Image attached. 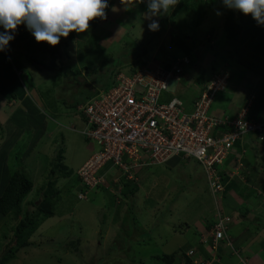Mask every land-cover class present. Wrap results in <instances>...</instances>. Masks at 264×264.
Listing matches in <instances>:
<instances>
[{
	"label": "rangeland",
	"instance_id": "obj_1",
	"mask_svg": "<svg viewBox=\"0 0 264 264\" xmlns=\"http://www.w3.org/2000/svg\"><path fill=\"white\" fill-rule=\"evenodd\" d=\"M113 1L106 0L108 8ZM137 2L139 0H134L131 5ZM138 4L140 5L135 9L136 14L130 18L134 23H115L117 28L109 36H103L106 29L100 28L101 32H92L94 22L91 21L88 31L81 34L71 32L67 38L61 37L57 46H51L47 42L38 43L27 29L28 34L23 40L15 44L9 43L11 47L22 43L25 54L13 52L9 44L6 47L12 62L16 61L15 67L26 69V73L18 77L27 95L22 98L21 95L14 94L11 98V90H18V84L15 83L9 88L7 83H0V100L3 99L0 102V196L10 179L9 169L22 170L32 180L34 188L27 200L39 203L42 189L50 179L57 181L56 189L60 192L56 198L55 216L47 219L31 238L32 242L41 244L42 247L35 248L37 253L33 258L29 255L30 249L23 250L10 264H158L155 259L157 255L197 247L198 230L194 227V222L205 219L206 216L210 217V208L216 213L217 206L202 166L194 159L185 161L181 157H174L168 165H157L145 170L140 175V187L135 195L125 197L123 193L117 195L113 191L100 189L91 193L89 199L84 201V196L78 193L81 190L78 170L99 151V147L93 148L81 134L85 127L81 111L72 107L66 108L64 101L82 100L97 88L110 87L115 79L116 68H121L122 72L130 75L129 63L137 53L147 50L145 54H141V60L144 59L147 63L153 61L152 65L157 66L159 64L154 63L155 58L166 59L169 52H175L170 46L174 21L172 18L180 3L168 13L162 12L151 18L159 23L156 31L148 27L151 20L146 15L147 0ZM141 7L143 13L137 15ZM185 8L186 6L182 7L180 12L184 14ZM224 9V4L208 9L206 20L197 31L200 41V46L194 53L197 69L189 67L187 72L195 73L200 80L204 75L210 78L213 66H224L227 70H218L213 75H228L230 81L233 74L236 81L255 74L262 78L263 86L258 89H264V55L245 48L247 51H243L247 55L238 57L243 51L238 54L229 47L226 36L228 22ZM174 18L177 24L181 22L179 17ZM182 19L187 20L185 16ZM107 25H110L109 22L105 27ZM160 28L167 29L158 34ZM96 32L102 33L99 41ZM49 49L57 51V56L53 57L50 52L45 53ZM235 53L237 57L234 56ZM26 54L30 55L29 59ZM39 63L54 64L57 69L54 72L40 69L38 66L42 64ZM27 76H30V82L26 81ZM197 85L201 86L195 80H173L167 97L169 100L178 98L185 105L189 104L198 97L195 92H199L195 87ZM225 92L217 95L210 110L211 115H226L221 105L227 106L226 102L234 93L230 91L226 95ZM225 96L227 101L221 102L220 98ZM250 105L249 102L248 106L241 108L234 119H238L240 115L246 116ZM248 136L252 134L244 135L241 145L264 152V141L257 139L246 143L247 138H250ZM115 146L119 148L116 143L111 148ZM246 149L248 157L244 161L249 162V156H253L251 150ZM58 152L64 153L63 164L54 168L57 173L51 177L53 166L59 165L55 161ZM259 155L254 167L263 169L261 175L255 177L257 172H254L251 176L241 177L250 184L254 193L244 183L235 181L227 184L225 193L228 188H233L238 196L236 201L242 204V208L248 204L254 207L252 212L258 210L255 221L263 226L253 223L254 215L248 207L239 211L245 218L247 231H261L264 237V204L257 209L251 203L255 200L254 197L261 194L259 191H263L255 184L262 183L264 177V158ZM62 166L67 167L70 175L61 173ZM109 173L108 170L106 180L109 179ZM116 173L119 175L118 170ZM90 183L95 185L93 181ZM131 187L130 184H124L122 190ZM108 192L110 197L107 196ZM220 195L217 194L216 197ZM160 197L163 198L158 203L157 198ZM222 197L225 199V196ZM223 198L219 199L221 207ZM230 201L229 198L228 202ZM18 221L13 215L0 219V255L4 252V246L12 239V229ZM173 224L182 226L180 233L175 234ZM239 228L240 225L233 228L235 233ZM153 234L159 237L150 239ZM52 255L54 256L51 257ZM60 257L63 258L62 262L58 261Z\"/></svg>",
	"mask_w": 264,
	"mask_h": 264
},
{
	"label": "built area",
	"instance_id": "obj_2",
	"mask_svg": "<svg viewBox=\"0 0 264 264\" xmlns=\"http://www.w3.org/2000/svg\"><path fill=\"white\" fill-rule=\"evenodd\" d=\"M170 61V68L148 63L130 75L119 72L112 87L78 108L86 123L83 133L99 147L80 171L86 184L104 183L96 173L107 163L119 168L127 179H134L136 171L182 156L200 163L217 199L243 169L237 142L250 132L264 140V121L248 120L247 115L222 120L210 114L216 95L229 87L228 75L215 73L203 86H195L198 97L189 109L178 98L169 100L172 81H182L185 66L190 64L186 56ZM114 143L119 148H111ZM216 217L212 228L215 247L219 240H228L225 233L231 221L220 208Z\"/></svg>",
	"mask_w": 264,
	"mask_h": 264
},
{
	"label": "trees",
	"instance_id": "obj_3",
	"mask_svg": "<svg viewBox=\"0 0 264 264\" xmlns=\"http://www.w3.org/2000/svg\"><path fill=\"white\" fill-rule=\"evenodd\" d=\"M179 7L178 9L176 8V14L174 17H179L180 23L177 24V20L173 17L172 20V25H173V30L171 33V39H170V46L175 49L174 53L169 52L167 54V58L163 59L164 57L161 58V60H158L155 58L154 63L158 62V64L166 65L167 68H170L171 66V61L172 59H175L177 57H182L186 56L190 60V64L185 66V69L189 67H193L195 69V64L196 61L194 59V53L196 49L200 46V41H198L197 37V31L199 27L204 23L207 17L208 9L209 8H214L216 6H223V0H180L179 2ZM186 6L184 14L181 13V8ZM224 13L227 19L228 26L226 29V36H227V44L231 49H235V51L238 53L239 51H247L248 50H255L257 52H260L264 55V25H260L255 21L251 15H244L242 12H239L234 9H230L224 5ZM175 13V12H174ZM182 16H185L187 18L186 21L182 19ZM97 19V18H96ZM95 19V20H96ZM94 20V25L91 29L93 32L94 26L97 24L96 21ZM168 23L169 20H168ZM169 28V26H167ZM171 27V26H170ZM183 27V28H182ZM226 27V26H224ZM167 28H160L158 31L159 33H164ZM91 32V33H92ZM28 34L27 31L21 32V34L18 36L17 41H21L24 39V36ZM154 36L151 37L153 40ZM151 40V41H152ZM19 45L24 48V45L19 43ZM247 48V49H245ZM53 55V57H56L55 55L57 51H53L52 49H49L45 53H49ZM147 50H144L142 53L145 54ZM142 53H137L134 56V59L132 62H130L129 67H130V74H133L136 72L142 65H146V60H141V54ZM239 54V53H238ZM60 55V54H59ZM247 53H244V51L239 54L238 57H245ZM236 53H235V55ZM28 59L30 58V55L27 56ZM16 62V61H14ZM13 62V64H14ZM170 62V63H169ZM42 64V65H40ZM148 64V63H147ZM24 65V64H23ZM40 66H38L40 69H45L48 71H56L57 67L54 64H45V63H39ZM124 68V67H122ZM84 69V68H82ZM22 71L21 76L26 73V69H23L22 67L20 68ZM122 72L121 68H116V75ZM87 73H89V70L87 69ZM70 74L71 71H70ZM74 74V73H73ZM115 75V77H116ZM26 81H31L30 76H27ZM98 80V79H97ZM69 81V80H68ZM115 81V79H114ZM114 81L110 87L113 86ZM70 82V81H69ZM97 82V81H95ZM195 82L198 83L196 80ZM201 85V83L199 82ZM79 85V84H78ZM108 88L100 87L94 90L93 93L88 94V96L85 97V99L82 100H76L75 102H68L64 101V105L66 108H75L78 109L80 106L85 105L91 101L98 93L99 90H108ZM84 88V87H83ZM86 88V87H85ZM220 93V92H219ZM218 93V94H219ZM217 94V95H218ZM216 95V98H217ZM215 98V99H216ZM171 99V98H170ZM54 110L55 108L52 107ZM56 111V110H55ZM264 114V113H263ZM262 114L256 113L255 118H250L249 114L247 116L248 120L254 119L257 123L262 120L261 117ZM81 118L83 119V115L81 113ZM264 121V120H262ZM1 124H0V129H1ZM238 147V152H241L242 149L240 148V143L238 142L236 144ZM240 148V149H239ZM64 153L63 152H58L56 156L57 163L59 165H54L53 162V168L51 170V177L56 175L55 167L61 166L63 164V159H64ZM185 161H191L193 159H185L182 158ZM196 161V160H194ZM197 164H200L199 162L196 161ZM154 166L157 165H151L149 167L153 168ZM105 170H109V179L106 181V184L99 183L93 190H89L90 187L89 185L85 184L83 179L79 177L80 185L82 187V191H87L89 190L90 193H96L98 190H110L113 191L115 194H124L125 197H128V195H135L138 192L139 185L134 184L135 186H132L131 188H128V190H122V186L124 184H129L132 183L133 181H126L125 178H122L119 180L117 172V167H114L111 163L106 164ZM61 173L68 174L67 167L62 166ZM8 171V170H7ZM10 171V179L8 181V184L6 185L5 189L3 190L1 196H0V219L5 218L8 216H15L18 218V223L16 226L13 227V236L12 239L10 240L9 243H7L4 247V252L0 255V264H10L14 260L17 259V256L26 249H30L29 255L32 257L34 254L37 253L36 247L41 248V244H35L34 242L31 241V238L33 237L34 234H36L37 230L40 228V226L49 218H52L55 216V209H56V204H57V196H59V191L56 189V180L54 181H48L46 187H43L42 192H41V200L39 203L33 202L31 200H27L30 194L33 191L34 184L32 180L29 178V176L23 172L22 170L19 169H9ZM102 173V172H101ZM100 173V174H101ZM123 182H129V183H123ZM105 191V194L106 192ZM223 195L226 194L225 192L222 193ZM90 196V195H89ZM108 197H110L109 192L107 194ZM215 198V196H214ZM89 197L87 198V200ZM36 200V199H35ZM31 201V202H29ZM85 201V200H84ZM32 206V208H30ZM222 209V208H221ZM232 219L233 216L229 215ZM217 222V217L215 216L214 222H213V227ZM175 228L173 229L175 234L180 233L179 229L182 227L181 225H174ZM230 226V225H229ZM229 226L228 229L225 233V236L227 239L224 240H219L217 243V246L215 247V242L213 241V236H211L206 243L212 245V249L214 251H217V248L220 243H224L229 245L228 243L230 241L229 238ZM152 232V231H150ZM154 237H159L155 234H153V237H149L150 239ZM74 244V243H73ZM230 246V245H229ZM193 251V255H189V252ZM199 251L191 249V250H177L176 252L172 253H164L161 255H157L155 257L156 262L158 264H207L208 258H212L213 255L211 256H206L200 258V255H196ZM52 255L51 257H53ZM33 258V257H32ZM59 262L63 261V258L60 257L58 259ZM144 262H142L143 264ZM209 263V262H208Z\"/></svg>",
	"mask_w": 264,
	"mask_h": 264
},
{
	"label": "crops",
	"instance_id": "obj_4",
	"mask_svg": "<svg viewBox=\"0 0 264 264\" xmlns=\"http://www.w3.org/2000/svg\"><path fill=\"white\" fill-rule=\"evenodd\" d=\"M120 1V0H118ZM117 0H114L113 2L110 3L109 8L105 9L106 12V16L107 19H103V18H97L96 21V25L94 26V30H99L101 29H106L103 33V36H109L111 35L117 28V26L115 25L121 22H126L128 24H133L134 22H132V20L130 19L131 17H134L132 15H135V9L139 8L138 4L139 2H137L136 4L133 5H129L127 8L125 7V5H123L121 2L119 3ZM142 8V9H141ZM139 12L137 13V15H140L141 12L143 13V7H141ZM115 9V10H114ZM107 20V21H106ZM94 22V20H93ZM109 22L110 25H107L105 27V24H107ZM27 26L26 25H19L17 30L15 32L10 33L11 35H13L14 39H12L10 42H14V44L16 43V40L18 39V36L21 34V32L23 31H27ZM5 29L0 26V33L4 32ZM100 31V30H99ZM101 32V31H100ZM98 35L97 40L99 41V37L102 36V33L99 34L98 32H96ZM119 38V37H118ZM101 44V43H100ZM10 45V44H9ZM11 47V45H10ZM11 50L13 52H22L25 54V48H22L20 45L18 46H12ZM10 53H8L7 48H5L4 50L0 51V83H7L9 85V88L11 85H14L15 83L18 84V90L15 91V89L13 88L11 90V98L13 97V95L15 94L16 96L21 95L22 98H26L27 93H25V88L22 87L21 85V80L18 77V70L15 65L13 64L11 58H10ZM26 56H28L26 54ZM219 66V65H217ZM213 66L212 67V74L210 76V78L212 77L213 73L218 71V70H227V68H223L224 66ZM228 66V65H225ZM195 69H197V64H195ZM229 69V68H228ZM185 78L184 80H188V81H198L202 84H204L209 78L206 77L204 75V77H202V79L196 76L195 73L191 74L189 72H187V69H185ZM254 77V78H252ZM236 77H230V83H229V87L226 90L225 94L228 95L229 92L231 91L232 93H234V96L230 95V99L227 101V96L225 97H221L220 101L221 102H226L227 106H222L221 104V108H223L226 112V115L223 116V114L219 113V117L220 118H234L238 115V112H240L241 108H243L246 103L247 100L249 99V97H253V105L251 107V111L249 112V117L251 118H255L256 113H258L259 115H261V117H263V113H264V89H258V87H260L262 85V78L259 77L258 75L255 74H251L249 77H244V78H239L238 80H234ZM261 78V80H260ZM258 81H261L258 85ZM263 86V85H262ZM194 90V87H193ZM14 91V92H13ZM195 92L198 94V92L195 90ZM228 92V93H227ZM6 94V93H3ZM220 94V93H219ZM256 97H255V96ZM7 96V94H6ZM187 98V97H186ZM217 99V98H216ZM3 100V99H1ZM0 100V102H1ZM6 100V99H5ZM226 100V101H225ZM1 105V104H0ZM191 103L186 104L185 106L189 109ZM223 112V111H222ZM250 138H247L246 143L247 142H251L252 140H257L258 138L255 135L252 136H248ZM93 146V145H92ZM94 148V147H93ZM240 148H243L240 145ZM244 148H249L251 150V154H252V158L249 156V162L246 161V171L241 170L240 175L243 176H251L254 172H257L254 176L255 177H259V175H261V169L260 167H254L257 164V155H259L261 158H264V152H261L260 150H257L258 148H252V147H248L247 145H244ZM255 149V150H254ZM259 153V154H258ZM248 149H246L245 151V155L244 158L248 157ZM171 163V161L169 162ZM168 163V164H169ZM257 168V169H256ZM145 171V170H144ZM142 171V173L144 172ZM148 171V170H147ZM243 171V172H242ZM264 172V171H263ZM242 180L240 177H236L232 182L235 181V183H244V186L246 188L251 189V186L248 182L246 181H240ZM231 184V183H230ZM255 184L258 186L259 190H263V191H259L261 194H258L257 197L255 198V202H251L252 205L254 203V206L257 209H260V207L264 204V177H262V183L257 184L255 182ZM237 190V189H236ZM252 192L254 191L253 189H251ZM250 190V191H251ZM168 191V190H167ZM246 192V191H245ZM236 191L233 188H228L226 194H224L223 196H225V199L223 198V207L224 210L226 212V214L233 216V220L230 223L229 226V238L231 241V244L229 245H225L224 243H220L217 251H214L212 249V245L206 243V241L212 236V228H213V222H214V218H215V210L213 208H210L211 210L209 211L210 213V217L206 216L205 219H199L196 220L194 222V227H196V229L198 230V232H196L197 235V239H198V245L197 247L193 248L191 247L189 250L194 249L199 251L196 255H200V258L202 257H206V256H212V258H208V262L207 264H264V237L263 235H261V231L258 233L257 231H250L246 229L245 227V218L243 215H241L239 210H243L245 207H248V210L251 211V213L254 215L253 217V223H255L256 225H261L262 224L258 223L257 221H255V217H256V210L255 212H252L254 207H250L248 204L242 208V204H239L238 201H236L238 199L237 194H235ZM254 193V192H253ZM253 196V195H252ZM163 197L157 198V200H159L158 203L161 202V199ZM231 199L230 202H228V199ZM221 199V198H219ZM219 199L217 201V206L222 208L220 203H219ZM227 199V200H226ZM212 201V200H210ZM210 205V204H209ZM229 206V207H228ZM231 206V207H230ZM228 207V208H227ZM249 211V212H250ZM260 218H258L259 221ZM240 228L238 229L237 233H235V230L233 229L235 226H239ZM243 230H246L245 232ZM231 231H233V234H231Z\"/></svg>",
	"mask_w": 264,
	"mask_h": 264
},
{
	"label": "clouds",
	"instance_id": "obj_5",
	"mask_svg": "<svg viewBox=\"0 0 264 264\" xmlns=\"http://www.w3.org/2000/svg\"><path fill=\"white\" fill-rule=\"evenodd\" d=\"M133 2L134 0H121V3L125 5L126 8ZM139 2L144 3V0H139ZM178 3H179V0H147L148 11L146 15L151 20L152 17L158 16L162 12L168 13L170 9L174 8ZM223 4L230 9H234L239 12H242L244 15H251L252 18L255 21H257L258 24L264 25V0H223ZM106 8H108V3L106 2V0H0V26H2L5 29L4 32L0 33V51L4 50V48L8 46L9 41L14 39L13 35H11L10 33L15 32L19 25H26L28 30L35 37V40L38 43L47 42L51 46H57L60 43L61 37L67 38L71 32H76L77 34H81V33L88 31L90 28V22L95 20L96 18L107 19L106 12H105ZM148 27L150 30L156 31L159 28V23L156 20H151V23H149ZM17 74L20 77L22 74V71L19 69ZM251 96L249 97L245 105V106H248L249 102L251 103V105L249 106V112L251 111V107L253 105L252 103L253 98ZM216 117L220 118L219 116H216ZM220 119L234 120V118L230 119L227 117L220 118ZM82 120L85 124V127L81 131V134L85 137L88 143L93 145V147L97 146L90 139H88L87 136L83 133L84 129L86 128V123L84 121V118ZM252 120L255 121L254 119ZM248 134L255 135L258 139H260L259 134L257 132H250ZM248 134H245V135H248ZM243 137L238 141L240 145H241V141L243 140ZM241 146L243 147L241 148L242 151L238 153L243 156L242 157V161H243L242 170L246 171L247 170L246 162L244 161V159H246L244 158L245 153L242 154L243 150L246 151V148H244V145H241ZM236 148L238 150L237 146ZM95 155H93L88 160V162ZM174 157H181V159L184 158L182 156H174ZM174 157L170 158L168 162H165L163 164H158V165H168V163ZM88 162H86V164ZM105 165L106 164L100 167L96 173L97 177L105 179V182L102 184H106V181H107L106 173L108 171L107 170L104 171ZM81 169L78 170V176L80 178H82V176H80ZM148 169L149 168H145V169L136 171L133 177L134 179H127V177L122 173V171L119 168H117V170L119 171L118 178L119 180H121L122 178H125L126 181H133L132 183H129V182H123V183H129L132 186H135L134 184H137L140 187V175L142 174V171L148 170ZM236 177L241 178L243 176L239 175ZM234 179H232L228 184L232 183ZM225 182H228V181H225ZM84 183L86 184L85 181ZM96 186L97 185L95 186L89 185L90 187L89 190L90 191L93 190ZM80 188L81 190H79L78 193L84 196V199L82 200H85L86 198L89 197L90 191L89 190L82 191L81 185H80ZM222 195L220 198H222ZM218 199L219 198L217 199L214 198L215 203H217ZM218 208L220 207L217 206V209ZM217 209H216V213H217ZM221 210L225 213V215L229 216L228 214H226V212L223 209ZM216 213H215V216H216ZM232 220L233 219L231 218L230 223L232 222Z\"/></svg>",
	"mask_w": 264,
	"mask_h": 264
}]
</instances>
